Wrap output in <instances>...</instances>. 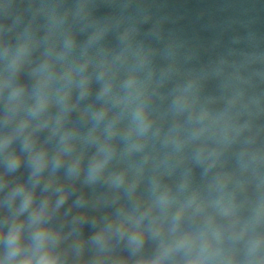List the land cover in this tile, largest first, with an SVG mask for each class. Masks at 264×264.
I'll return each instance as SVG.
<instances>
[{
  "label": "water",
  "instance_id": "water-1",
  "mask_svg": "<svg viewBox=\"0 0 264 264\" xmlns=\"http://www.w3.org/2000/svg\"><path fill=\"white\" fill-rule=\"evenodd\" d=\"M0 264H264V0H0Z\"/></svg>",
  "mask_w": 264,
  "mask_h": 264
}]
</instances>
